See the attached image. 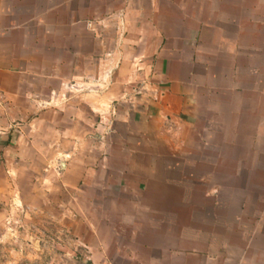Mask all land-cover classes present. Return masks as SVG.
Wrapping results in <instances>:
<instances>
[{"label":"crops","instance_id":"obj_1","mask_svg":"<svg viewBox=\"0 0 264 264\" xmlns=\"http://www.w3.org/2000/svg\"><path fill=\"white\" fill-rule=\"evenodd\" d=\"M164 132L180 164L197 167L181 176L202 186L192 195L203 206L229 197L233 228L245 212L256 232L229 252L216 240H134L145 247L103 264H264L249 248L264 240V0H0V243L31 240L34 213L77 224L78 197L100 187L154 199L119 212H155L163 182L169 211Z\"/></svg>","mask_w":264,"mask_h":264},{"label":"rangeland","instance_id":"obj_2","mask_svg":"<svg viewBox=\"0 0 264 264\" xmlns=\"http://www.w3.org/2000/svg\"><path fill=\"white\" fill-rule=\"evenodd\" d=\"M167 136L169 135L166 132L162 133L158 141V172L161 177H165L169 172L173 177L171 190L173 204L169 211H166V186L163 182L157 184L155 212H119L118 208H123L127 204H140L139 200L141 205L149 207L151 204L153 207L154 199L149 197V194L133 201L126 197L124 191L120 195L116 192L115 195L104 196L100 187L99 196L78 197L77 224L71 221L70 214L63 211L61 223H55L47 213L31 214L27 229L31 240L2 241L0 264H103L108 256L117 263L115 256L118 252H136L145 247L134 244V240H216V248L223 252H229V240L249 241L247 239H251L256 230L246 228V222L249 220L246 219L245 212L237 221L238 229L233 228V218L230 220L231 214L228 211L229 197L206 198L203 206V199L192 195L202 186L200 187L196 181L181 180V176L183 171L187 172L188 169L190 172H197V167L194 165L183 167L180 164L181 153L176 151L170 142L167 143L169 141H166ZM125 137V141L134 140L132 133H126ZM174 144L176 146V143ZM134 154L136 157L146 156L145 151L142 155L137 152ZM141 164L139 166L136 163V169L139 167L144 169V166L147 168L143 160ZM237 183L243 187L246 184ZM208 184L205 186L206 190ZM221 186L228 189L229 182H222ZM184 189L191 190L190 196L184 197L188 207L182 205ZM217 201L221 205L214 206ZM68 203L69 200L63 198L62 204ZM260 219L259 216L256 220ZM18 231H21V227ZM238 247L240 248V244ZM249 248L253 251L258 248L264 250V240L250 244Z\"/></svg>","mask_w":264,"mask_h":264}]
</instances>
